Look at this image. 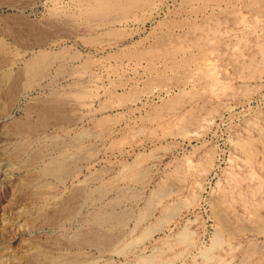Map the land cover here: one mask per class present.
I'll list each match as a JSON object with an SVG mask.
<instances>
[{
  "label": "rangeland",
  "instance_id": "rangeland-1",
  "mask_svg": "<svg viewBox=\"0 0 264 264\" xmlns=\"http://www.w3.org/2000/svg\"><path fill=\"white\" fill-rule=\"evenodd\" d=\"M115 4L0 0V264H141L114 250L149 205L154 264H264V0ZM112 206L127 226L76 240Z\"/></svg>",
  "mask_w": 264,
  "mask_h": 264
},
{
  "label": "bare ground",
  "instance_id": "bare-ground-1",
  "mask_svg": "<svg viewBox=\"0 0 264 264\" xmlns=\"http://www.w3.org/2000/svg\"><path fill=\"white\" fill-rule=\"evenodd\" d=\"M121 0H96V2H97V4H98V6H105V7H113L114 5H116L115 3L116 2H120ZM12 17V16H11ZM20 17V16H19ZM13 18V17H12ZM18 18V17H17ZM24 18V17H23ZM28 19V18H27ZM14 21H16V20H14ZM20 21V20H19ZM22 21H24V20H22ZM26 21V20H25ZM29 21V20H28ZM31 22V21H30ZM18 23V22H17ZM20 23V22H19ZM22 23V22H21ZM15 25V24H14ZM21 26H26L27 25V22H25V23H22V24H20ZM18 26V25H17ZM14 28V27H13ZM16 29V28H15ZM28 29V28H27ZM34 29H36V28H34ZM25 30V29H24ZM30 30V29H29ZM28 32V31H27ZM32 64V63H31ZM34 64H35V62H34ZM34 64H33V66H34ZM36 64H38V63H36ZM29 66H30V63H29ZM209 67V66H208ZM31 68H32V66H31ZM36 68V67H35ZM15 69V68H14ZM29 69V68H28ZM137 102H138V100L137 99H134V98H129L128 100H126V102H124L120 107H117L118 108V110L117 111H119V109H124V108H133V107H136L137 106ZM106 110H112V108H108V107H106L105 108ZM80 116V115H79ZM120 129V127L118 126V127H111V128H105L104 130H103V132H105V130H106V132H107V134L108 135H114V134H116L117 133V131ZM71 139V138H70ZM77 139H79V138H77ZM58 141V140H57ZM63 141V140H62ZM66 141V140H65ZM59 142V141H58ZM75 143H76V141H75ZM58 144V143H57ZM70 144H72V143H70ZM69 145V144H68ZM77 145V144H76ZM79 145V144H78ZM77 145V146H78ZM58 146V145H57ZM61 146V145H60ZM67 146V145H66ZM75 147V146H74ZM61 148V147H60ZM67 148V147H66ZM61 149H63V148H61ZM84 149V148H83ZM20 150V149H19ZM59 151H61V150H59ZM76 151V150H75ZM78 152V151H77ZM81 153V152H80ZM66 154H67V152H66ZM70 154V153H69ZM68 154V155H69ZM79 154V153H78ZM67 155V156H68ZM71 156V155H70ZM51 157V156H50ZM89 157V153H87L86 151H82V153L79 155V160H83V159H87ZM59 159V158H58ZM66 159H67V157H66ZM71 159V158H70ZM77 159V158H76ZM53 160H54V158H53ZM69 161V160H68ZM70 162V161H69ZM77 162V161H76ZM75 163V162H74ZM73 163V164H74ZM76 164V163H75ZM74 164V165H75ZM73 165V166H74ZM69 168V165L66 163V162H64V161H52V163L49 165V166H45V168H44V170H43V172L42 173H46V174H51V175H53L54 177L55 176H57V177H55V178H57L58 179V177L60 176V179H61V181H62V179H64V178H61V177H63V176H61V174H63V172H66L67 170H69L68 169ZM75 168V167H74ZM72 169H73V167H72ZM131 169V168H130ZM80 170H81V168L80 167H78L77 168V171H76V169H75V171L79 174L80 173ZM136 170V169H135ZM74 171V172H75ZM8 172V171H7ZM67 173H69V171H67ZM141 173L142 172H139V171H137L136 172V175H134V176H136V177H140L141 176ZM66 174V173H65ZM93 174V173H92ZM133 174H134V172H133ZM132 174V175H133ZM69 175V174H68ZM76 175V174H75ZM4 176V175H3ZM9 176V175H8ZM30 176V175H29ZM40 176V175H39ZM49 176V175H48ZM252 176V175H251ZM98 178V173H96V174H93V175H91V176H88V177H85V179H77V182L75 183V186H77V187H82L81 185H83L84 183H89L90 184V182H92L94 179H97ZM100 178V177H99ZM25 179V178H24ZM103 179V178H102ZM37 180V179H36ZM59 180V179H58ZM33 181V180H32ZM60 181V180H59ZM34 182V181H33ZM27 183V182H26ZM35 183V182H34ZM24 185H25V183H24ZM34 185H36V184H34ZM33 185V186H34ZM45 185V184H44ZM64 185V184H63ZM99 185V184H98ZM29 186H30V184H29ZM28 186V187H29ZM42 187H46V185L45 186H43L42 185ZM48 187H50L49 185H47V187L46 188H48ZM51 187H53V186H51ZM85 187H87V186H85ZM93 187V186H92ZM25 188H27L26 186H25ZM32 188V187H31ZM109 188V187H108ZM128 188V187H127ZM20 189V188H19ZM33 189V188H32ZM91 189V188H90ZM124 190H125V188H123ZM132 189V188H131ZM22 190H23V188H22ZM35 190H37V187L35 188ZM73 190V189H72ZM83 191H84V189H82ZM88 190V189H87ZM86 190V191H87ZM94 190V189H93ZM96 190V189H95ZM127 190V189H126ZM19 191V190H18ZM21 191V190H20ZM27 191V190H26ZM33 191V190H32ZM46 191V190H45ZM49 191V190H48ZM52 191V190H51ZM75 191V190H74ZM81 191V190H80ZM28 192V191H27ZM26 192V193H27ZM30 192V191H29ZM38 192H40L39 190H38ZM43 192V191H42ZM78 192V191H77ZM119 192H121V191H119ZM25 193V192H24ZM49 192H46V194H48ZM53 193H54V191H53ZM71 193H73V192H71ZM82 193H84V192H82ZM82 193H79L78 192V195H81ZM122 193V192H121ZM128 193V192H127ZM70 194V193H69ZM77 193L75 192V195H76ZM86 194V193H85ZM90 194V193H89ZM158 194V193H157ZM36 195V194H35ZM39 195V194H38ZM40 195H42V194H40ZM105 195V194H104ZM53 196V195H52ZM55 196V195H54ZM92 195L90 194V197H91ZM32 197V196H31ZM36 197H37V195H36ZM74 197V196H73ZM106 197V196H105ZM120 197V196H119ZM155 197H156V195H155ZM154 197V198H155ZM158 197V196H157ZM53 198V197H52ZM56 198V197H55ZM77 198V197H76ZM154 198H152V199H154ZM51 199V198H50ZM114 199V198H113ZM122 199H123V197H122ZM156 199V198H155ZM49 200V199H48ZM63 200H64V198H63ZM68 200V199H67ZM120 199H118V201H119ZM103 201V200H102ZM49 202V201H48ZM47 202V203H48ZM57 202H59V201H57ZM63 202V201H62ZM46 203V202H45ZM51 203V205H52V202H50ZM71 203V202H70ZM114 203V202H113ZM122 203V202H121ZM151 203V202H150ZM149 203V204H150ZM49 204V203H48ZM80 204V203H79ZM108 204H110V203H108ZM120 204V203H119ZM119 204H118V206H119ZM148 204V205H149ZM83 205V204H82ZM88 205V204H87ZM107 205V204H106ZM112 205V204H111ZM110 205V206H111ZM121 205V204H120ZM147 205V204H146ZM63 206V205H62ZM80 206V205H79ZM78 205H77V207H79ZM107 206H109V205H107ZM117 206V207H118ZM127 206V205H126ZM213 206H214V204H213ZM46 207V206H45ZM49 207V206H48ZM83 207V206H82ZM101 207V206H100ZM116 207V206H115ZM150 207H151V205H149L147 208V210L139 217V218H136L135 220H133L132 222H133V224H132V227H130V232H128L129 233V235L131 236V237H129L130 239L128 240H124L125 241V245H124V247L122 248H120V249H116V250H114V252L116 253V255H120V256H123L124 257V260H125V258L129 255V253H132V255L133 254H137V251H139V253H138V257L140 258V263L141 264H154L156 261L153 259L154 257L153 256H155L156 254H154L153 252L150 254V255H148V254H145V253H143L140 249H141V247H143V245H144V243L146 242V241H150V239L155 235V233H156V231H157V226L155 225V223H153V222H150L149 221V219H150V217H151V210H150ZM215 207V206H214ZM122 208V207H121ZM217 208V207H216ZM61 209V208H60ZM102 209H104V208H102ZM153 209V208H152ZM96 210V209H95ZM133 210V209H132ZM128 211V210H127ZM217 211V210H216ZM246 211V210H245ZM91 213V212H90ZM130 213V212H129ZM129 213H127V212H125L124 211V209L123 210H117L116 208H113V206H112V208L110 207V208H108V209H104V210H97L95 213H93V215H92V218L90 219V223H89V225H88V227H86V229L84 230V231H81L80 233H79V235H77L75 238H76V240L77 241H81V242H87V243H90V245H96V244H99V245H104L105 243V240H104V242H102L103 241V238L106 236V235H109V229H110V227L112 226V225H117V224H123V225H125V226H127L128 225V223L132 220V218H131V214H129ZM141 213V212H140ZM218 213V212H217ZM220 213V212H219ZM222 213V212H221ZM173 214V213H172ZM223 214V213H222ZM68 216V215H67ZM71 216V215H70ZM214 216H216V215H214ZM218 216L221 218V220L222 221H225V218H223V217H225V215L222 217L221 216V214H218ZM66 217V216H65ZM64 217V218H65ZM90 217V216H89ZM62 218V217H61ZM63 218V219H64ZM69 218V217H68ZM228 219V218H227ZM218 221V220H217ZM85 222V221H84ZM257 223V222H256ZM84 224V223H83ZM229 224V223H228ZM223 225H226V224H223ZM257 225V224H256ZM5 226V225H4ZM9 226V225H8ZM7 226V227H8ZM121 226V225H120ZM130 226V225H129ZM124 227V226H123ZM141 227V229H139ZM259 227V226H258ZM1 228V227H0ZM10 228H13L14 229V227H11L10 226ZM83 228V227H82ZM128 228V227H127ZM3 229V228H2ZM9 229V228H8ZM7 229V230H8ZM13 229H10L11 231H13ZM84 229V228H83ZM82 229V230H83ZM115 229V228H114ZM118 229V228H117ZM129 229V228H128ZM126 230V229H125ZM220 230V229H219ZM253 230V229H252ZM123 231V230H122ZM138 231H140V232H138ZM254 231V230H253ZM3 232H5V231H3ZM8 232V231H7ZM6 232V233H7ZM114 232V231H113ZM121 232V231H120ZM126 232H127V230H126ZM0 233H2V232H0ZM124 233V232H123ZM3 234V233H2ZM77 234V233H76ZM75 234V235H76ZM115 234V233H114ZM120 234V233H119ZM182 234V236L183 237H186L185 236V234L184 233H181ZM80 235L82 236V237H80ZM124 235H126V233L124 234ZM72 236H74V235H72ZM113 236V235H112ZM117 236V235H116ZM180 237H181V235H179ZM218 236V235H217ZM71 237V236H70ZM69 237V238H70ZM216 237V236H215ZM117 238V237H116ZM123 238V237H122ZM124 239V238H123ZM116 240V239H115ZM119 240H121V239H119ZM180 240H181V238H180ZM69 241V240H68ZM74 241V240H73ZM72 241V242H73ZM76 241V242H77ZM108 241V240H107ZM106 241V242H107ZM110 241V240H109ZM113 241V240H112ZM117 242H119L118 240H116ZM116 241H114V242H116ZM121 241H123V240H121ZM120 241V242H121ZM215 241H217V240H215ZM71 242V241H70ZM116 242V243H117ZM217 242H219V241H217ZM111 243H113V242H111ZM115 243V244H116ZM72 244V243H71ZM109 244H110V242H109ZM166 244V243H165ZM107 245H108V242H107ZM80 246V245H79ZM76 247V246H75ZM80 248V247H79ZM105 248V247H104ZM119 248V247H118ZM131 250H130V249ZM58 249H60V248H58ZM101 249V248H100ZM153 249V248H152ZM104 250V249H103ZM63 250H61V252H62ZM65 251V250H64ZM67 251V250H66ZM81 251V250H80ZM69 252H70V250H69ZM76 252V251H75ZM74 252V253H75ZM59 253V252H58ZM66 253V252H65ZM71 253V252H70ZM69 253V254H70ZM105 253V252H104ZM149 253V252H148ZM251 253H253V252H251ZM61 254H63V253H61ZM73 254V253H72ZM81 254V253H80ZM135 254V255H136ZM157 254H158V252H157ZM38 255V254H37ZM68 254H65V256H67ZM74 255V254H73ZM76 255V254H75ZM78 255V254H77ZM83 255V254H82ZM94 255V254H93ZM35 256H36V254H35ZM62 256H64V255H62ZM86 256V255H85ZM157 256V255H156ZM39 257V256H38ZM44 257H46V256H44ZM61 257V256H60ZM122 257V258H123ZM136 257V256H135ZM33 258H34V256H33ZM36 258V257H35ZM34 258V259H35ZM54 258V257H53ZM62 258V257H61ZM121 258V257H120ZM157 258V257H156ZM39 259V258H38ZM37 259V260H38ZM48 259V258H47ZM46 259V260H47ZM50 259H51V261H45V262H43V264H56V263H54V262H52V257H50ZM55 259V258H54ZM60 259V258H59ZM66 259V258H65ZM84 259V258H83ZM133 259V258H132ZM210 259V258H209ZM31 260V259H30ZM37 260H32V263H34V264H42L41 262H38ZM45 260V259H44ZM56 260V259H55ZM86 260V259H85ZM122 260V259H121ZM133 260H135V259H133ZM41 261H43V259L41 260ZM89 261H90V259H89ZM128 261V260H127ZM126 261V262H127ZM131 261V260H130ZM137 261V260H136ZM155 261V262H154ZM67 262V261H66ZM65 262V263H66ZM75 262H77V261H75L74 259H71L69 262H67V264H75ZM82 262V261H81ZM64 262H63V264H65ZM80 263V262H79ZM91 263V262H90ZM121 263H122V261H121ZM127 263H129V262H127ZM82 264H84V262L82 263ZM89 264V263H88ZM122 264H124V263H122ZM130 264H132L131 262H130ZM135 264H138L137 262L135 263ZM245 264V263H244Z\"/></svg>",
  "mask_w": 264,
  "mask_h": 264
}]
</instances>
